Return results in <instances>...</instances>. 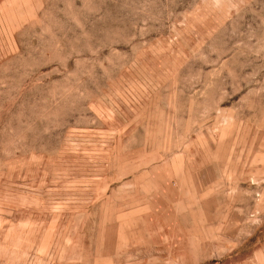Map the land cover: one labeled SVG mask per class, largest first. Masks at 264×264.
Masks as SVG:
<instances>
[{
    "label": "rangeland",
    "instance_id": "obj_1",
    "mask_svg": "<svg viewBox=\"0 0 264 264\" xmlns=\"http://www.w3.org/2000/svg\"><path fill=\"white\" fill-rule=\"evenodd\" d=\"M0 264H264V0H0Z\"/></svg>",
    "mask_w": 264,
    "mask_h": 264
}]
</instances>
